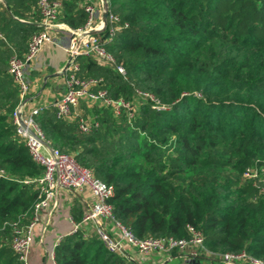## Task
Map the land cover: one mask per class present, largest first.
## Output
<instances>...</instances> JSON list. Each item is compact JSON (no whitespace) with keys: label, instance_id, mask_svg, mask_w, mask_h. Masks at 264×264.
I'll return each instance as SVG.
<instances>
[{"label":"trees","instance_id":"obj_1","mask_svg":"<svg viewBox=\"0 0 264 264\" xmlns=\"http://www.w3.org/2000/svg\"><path fill=\"white\" fill-rule=\"evenodd\" d=\"M52 1L71 28L87 22L93 4ZM37 2H0V264H24L11 247L12 225H28L39 195L42 168L15 132L19 89L8 73L10 57H22L43 29ZM106 3L116 29L110 36L108 22L97 36L125 78L93 57L77 58L78 76L102 78L113 99L147 92L158 108L139 98L132 117H115L104 107L85 133L42 107L34 120L44 138L111 186L114 217L136 237L187 238L192 226L207 249L264 264V0ZM248 168L259 177H245ZM83 213L78 203L70 208L75 224ZM174 254L179 264H222ZM53 256L56 264H142L108 251L88 225L60 238Z\"/></svg>","mask_w":264,"mask_h":264},{"label":"built area","instance_id":"obj_2","mask_svg":"<svg viewBox=\"0 0 264 264\" xmlns=\"http://www.w3.org/2000/svg\"><path fill=\"white\" fill-rule=\"evenodd\" d=\"M59 3L52 0H38L37 10L40 15L42 30L34 33L27 44V50L22 57L12 55L8 61V73L18 85L19 99L12 113L15 124V132L24 142L32 161L42 168L41 175L35 180L39 188L38 200L33 207V217L26 227H19L16 223L12 225L11 247L17 254L18 259L26 264L28 250L32 242V228L37 222L41 212L51 217L58 208L59 197L62 191L81 192L88 189L93 203L83 213L79 224L73 222L72 232L83 225L92 227L104 247L113 253H119L129 260H138L140 263L150 254L160 256V264H166L175 258L174 252L181 254L187 260H218L222 264H263L245 252L236 254L217 253L207 249L203 242L201 233L192 226H187L189 236L187 238H138L128 228L116 220L113 214L112 205L108 199L112 193L111 186L95 178L92 172L80 165L72 155L53 148L44 138L41 129L37 126L34 116L42 107H34L28 112L25 110V99L29 93L30 79L28 66L47 45L55 43L58 34L69 37V44L65 48L68 59L63 74V92L59 98L54 100L50 107L54 110L57 119L76 120L82 132H90L97 122H90L84 118L78 108L84 101L98 103L100 106L111 109L113 115L118 117L125 112L132 117L134 106L131 102L122 98L113 99L108 95L105 88L101 87L102 78L78 76L79 65L77 58L93 57L99 64L112 66L120 75L125 78L123 66L117 64L114 57L109 53L104 43L99 40L100 33L105 26L101 20L102 10H95L94 6L87 5V22L80 28H71L64 22L57 20ZM100 7H103L102 1ZM99 24L96 25L97 18ZM117 16L107 15L106 24H111L109 35L115 31ZM94 31H99L92 34ZM0 38H2L0 34ZM138 98L149 100L158 108L155 98L140 90H135ZM71 118V119H69ZM0 169V177H5ZM247 178H258L254 168H248L244 172ZM263 181V179H261ZM60 239L57 240V242ZM136 253V256L131 254ZM49 259L51 264H56L51 252Z\"/></svg>","mask_w":264,"mask_h":264},{"label":"crops","instance_id":"obj_3","mask_svg":"<svg viewBox=\"0 0 264 264\" xmlns=\"http://www.w3.org/2000/svg\"><path fill=\"white\" fill-rule=\"evenodd\" d=\"M69 44V37L58 34L55 43L45 45L31 61L27 72L30 88L25 99V111L34 107H46L59 98L63 92L62 70L67 63L68 55L65 48ZM78 111L80 112L79 108ZM78 203L86 211L93 203L88 189L81 192L62 191L58 208L48 217L41 212L32 228V242L27 253L26 264H51L49 256L57 244V240L72 232L73 221L70 208ZM133 256L137 254L131 251ZM138 256V255H137ZM157 259V260H156ZM179 260L173 258L168 264ZM158 254H150L141 261L144 264H160Z\"/></svg>","mask_w":264,"mask_h":264},{"label":"rangeland","instance_id":"obj_4","mask_svg":"<svg viewBox=\"0 0 264 264\" xmlns=\"http://www.w3.org/2000/svg\"><path fill=\"white\" fill-rule=\"evenodd\" d=\"M93 2L92 6H94L95 10H102V7H100L101 4V0H91ZM0 2H2V0H0ZM100 21V17L97 18L96 25L99 24ZM138 102H140V99L138 97H133L131 99V103L133 104V106L135 107V109L138 107ZM79 110H80V114L88 119L90 122L96 120V118L100 117V116H104V107L100 106L98 103H93V102H89V101H84L80 104L79 106ZM71 119V118H69ZM157 260V259H156ZM180 259L178 262H174L173 264H179L180 263ZM144 264V263H142ZM199 264H214L212 262L209 261H201Z\"/></svg>","mask_w":264,"mask_h":264},{"label":"water","instance_id":"obj_5","mask_svg":"<svg viewBox=\"0 0 264 264\" xmlns=\"http://www.w3.org/2000/svg\"><path fill=\"white\" fill-rule=\"evenodd\" d=\"M102 1V4H103V7H102V12H101V20L103 22V25L105 26L106 25V19H107V15H108V6H107V3H106V0H101ZM99 31H94L92 32V34H96L98 33Z\"/></svg>","mask_w":264,"mask_h":264}]
</instances>
